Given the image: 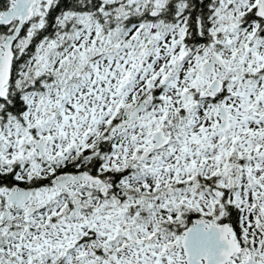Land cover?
<instances>
[{
  "label": "snow or ice",
  "instance_id": "6c2138e0",
  "mask_svg": "<svg viewBox=\"0 0 264 264\" xmlns=\"http://www.w3.org/2000/svg\"><path fill=\"white\" fill-rule=\"evenodd\" d=\"M0 264H264V0H0Z\"/></svg>",
  "mask_w": 264,
  "mask_h": 264
}]
</instances>
